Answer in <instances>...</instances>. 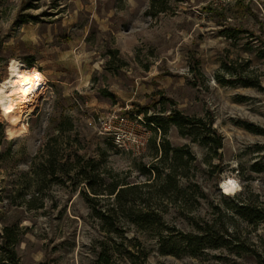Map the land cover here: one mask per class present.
I'll list each match as a JSON object with an SVG mask.
<instances>
[{"label":"rangeland","instance_id":"obj_1","mask_svg":"<svg viewBox=\"0 0 264 264\" xmlns=\"http://www.w3.org/2000/svg\"><path fill=\"white\" fill-rule=\"evenodd\" d=\"M16 62L44 88L18 135L0 111V251L11 226L19 264H264V0H0V84ZM109 109L160 123L124 151Z\"/></svg>","mask_w":264,"mask_h":264},{"label":"bare ground","instance_id":"obj_2","mask_svg":"<svg viewBox=\"0 0 264 264\" xmlns=\"http://www.w3.org/2000/svg\"><path fill=\"white\" fill-rule=\"evenodd\" d=\"M43 88L44 79L36 66L19 62L11 66L8 78L0 84V111L9 121L7 135L16 136L21 132L22 116L32 112V104ZM237 185V180L232 177L220 181L225 193L235 192Z\"/></svg>","mask_w":264,"mask_h":264},{"label":"trees","instance_id":"obj_3","mask_svg":"<svg viewBox=\"0 0 264 264\" xmlns=\"http://www.w3.org/2000/svg\"><path fill=\"white\" fill-rule=\"evenodd\" d=\"M238 4V3H237ZM244 8V7H243ZM243 10L242 8H240ZM33 59L29 60V63H32ZM174 123L181 128L183 125H190L195 128L196 123L200 122L201 120L199 118H188L183 115H180L176 112H174L171 115V118ZM145 120L153 123H160L159 120L154 116V115H146ZM212 130L210 128V125L205 128V130L202 132L203 137L205 138V142L207 143H212L214 138L212 137ZM192 132V131H191ZM5 142V130H4V123L0 119V160L2 157H4L3 151H2V145ZM222 147V142L220 140V136L217 138V142L214 144V148L217 150L218 148ZM168 151L170 150H165V153L167 154ZM217 153V152H216ZM219 155V154H217ZM109 193H114L115 188L113 187L112 189L109 190ZM120 191H124L123 187ZM119 194L117 195L118 198ZM235 211L242 215H254L256 219H261L263 218V215L260 214V210L257 209V207L251 206L248 202H243L242 204L236 205L235 206ZM207 231L206 232H200L199 234L193 235V236H185V239L189 245L195 241L197 243H200L202 245L203 239L206 237ZM195 239V240H193ZM193 240V241H192ZM17 243V238L16 235L14 234V231L12 230L11 226H5L3 228L2 232V246H1V251H0V264H19L18 262V257L15 251V245ZM202 247V246H200ZM95 264H113L111 261V258L109 255L102 250L96 261Z\"/></svg>","mask_w":264,"mask_h":264},{"label":"built area","instance_id":"obj_4","mask_svg":"<svg viewBox=\"0 0 264 264\" xmlns=\"http://www.w3.org/2000/svg\"><path fill=\"white\" fill-rule=\"evenodd\" d=\"M152 122L140 114L109 109L96 116V131L107 137L117 148L139 152L143 147Z\"/></svg>","mask_w":264,"mask_h":264},{"label":"water","instance_id":"obj_5","mask_svg":"<svg viewBox=\"0 0 264 264\" xmlns=\"http://www.w3.org/2000/svg\"><path fill=\"white\" fill-rule=\"evenodd\" d=\"M7 128V127H6Z\"/></svg>","mask_w":264,"mask_h":264}]
</instances>
